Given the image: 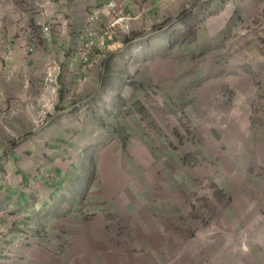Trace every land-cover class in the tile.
Wrapping results in <instances>:
<instances>
[{"label":"rangeland","instance_id":"obj_1","mask_svg":"<svg viewBox=\"0 0 264 264\" xmlns=\"http://www.w3.org/2000/svg\"><path fill=\"white\" fill-rule=\"evenodd\" d=\"M168 2L130 32L113 12L85 32L96 92L60 93L56 59L30 82V128L63 118V96L86 130L73 181L38 215L31 264H232L264 243V0ZM11 133L0 117V160Z\"/></svg>","mask_w":264,"mask_h":264},{"label":"crops","instance_id":"obj_2","mask_svg":"<svg viewBox=\"0 0 264 264\" xmlns=\"http://www.w3.org/2000/svg\"><path fill=\"white\" fill-rule=\"evenodd\" d=\"M106 1L109 0H0V117L9 119L13 139L0 160V264H31L35 251L41 252L34 249L38 215L48 211L73 181L80 159L76 145L81 144L86 131L76 124L78 110L73 109L79 106L71 105L63 96L56 102V108L65 111L63 118L48 116L42 125L30 128V82L35 84L37 80L40 85L45 81L47 65L56 59L63 66L58 80L60 93L67 89L79 96L96 92V57L86 62L76 54L89 38L86 30L96 27L98 20L91 25L89 15L105 6ZM116 3L112 14L127 17L118 24L124 32L136 29L138 21L139 25L147 21L142 16L158 8L161 14L168 15L177 5L171 3L168 7V0ZM51 18L58 20L59 26L54 25L51 33L43 37L41 25ZM107 21L112 20H100L101 24ZM35 32L38 42L33 38ZM31 48L42 53L30 55ZM53 52L56 58L51 57ZM42 90L39 109L46 101L44 87ZM49 110L50 106H46L44 114ZM240 251L231 258L232 264H264V243ZM90 257L95 264L107 261L93 254ZM82 258H77V264H83ZM112 262L115 264V260ZM145 262L140 259L139 264H149Z\"/></svg>","mask_w":264,"mask_h":264},{"label":"built area","instance_id":"obj_3","mask_svg":"<svg viewBox=\"0 0 264 264\" xmlns=\"http://www.w3.org/2000/svg\"><path fill=\"white\" fill-rule=\"evenodd\" d=\"M116 5H117L116 1L111 0L105 6H103L102 8H97V9L93 10V12L88 17V23H90L92 25L93 22H95V21H97V20H99L101 18L102 14H104V13L109 14V13L115 11ZM119 20L120 19L118 18L115 21V24L117 22H119ZM112 24H114V22H112ZM91 27H93V26H90L87 30H90ZM41 28H42L41 31H42L43 37L44 36H48L50 34L51 30H52V28L50 29L49 22H46V23L42 24L41 25ZM90 34H94V32H90ZM90 47L91 46H89V45L87 46V52L90 50ZM87 52L86 53L85 52L84 53H81V55L79 57L82 60H85L86 61L87 60V56H88L87 54H89Z\"/></svg>","mask_w":264,"mask_h":264},{"label":"bare ground","instance_id":"obj_4","mask_svg":"<svg viewBox=\"0 0 264 264\" xmlns=\"http://www.w3.org/2000/svg\"><path fill=\"white\" fill-rule=\"evenodd\" d=\"M112 20V19H111ZM51 33V32H50ZM95 35V33L94 34H88L87 36H89V38L86 40V41H84L80 46V48H82V53H86L87 52V46L89 45V46H94L95 45V41H94V39H93V36ZM94 37H96V36H94ZM91 41L93 42L92 44H91ZM97 41V40H96ZM98 42V41H97ZM102 42H103V40H102ZM32 50V48L30 49V51ZM78 51V50H77ZM88 53V52H87ZM88 55V54H87Z\"/></svg>","mask_w":264,"mask_h":264}]
</instances>
